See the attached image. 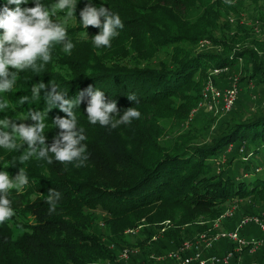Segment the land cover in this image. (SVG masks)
I'll return each instance as SVG.
<instances>
[{
  "label": "trees",
  "instance_id": "obj_1",
  "mask_svg": "<svg viewBox=\"0 0 264 264\" xmlns=\"http://www.w3.org/2000/svg\"><path fill=\"white\" fill-rule=\"evenodd\" d=\"M26 2L21 8L35 5V0ZM197 2L199 5L200 1ZM39 3L51 10L56 0H39ZM76 3L72 14L77 21L76 27L66 29L67 38L74 44L71 53H65L63 45L53 44L50 61L38 72L32 69L18 72L12 90L0 93V102L8 104L6 109H0V120L7 117L16 124L34 125L36 121L27 118V113L40 111L46 125L42 133L45 147H51L61 132L53 121L57 117L67 118V114L58 106L48 110L44 97L51 91L50 82L59 85L58 91L67 93L65 99L73 100L82 93L74 113L77 128H83L87 137L82 144L87 146L88 159L82 167H77L76 162L56 161L51 152L48 153L53 161L51 164L36 156L22 160L27 145L19 139L16 149L0 147V155H5L0 160V169L7 171L11 178L22 169L28 178L27 192L37 194L34 199L24 201L34 215L33 225L14 233L11 219L0 224V264L113 261L119 252L114 253L111 244L117 246L122 237L120 233L115 237L105 231L101 237L103 233L95 229V233L90 232L84 223L88 210L105 212L119 221L120 228L132 225L129 229H135L140 219H144L139 223L145 225L140 229V245L163 226L162 222L173 221L176 229L162 231L165 232L161 245L164 248L167 244H179L184 226L199 223L216 208H222L226 200L264 195V96L257 99L259 107L255 112L247 111L244 116L248 104H237L239 91L236 106L234 104L228 116L229 124L208 145L171 143L164 147L159 138L161 120L188 117L200 101L202 89L195 81V74L201 76L210 66L232 67L244 60L248 64L246 77L254 75L258 77L255 82L264 81V59L253 44L258 42L262 46L248 29L238 27L242 35L251 38L242 39L243 48L236 51L229 48L221 52L187 49L184 44L193 43L201 35L218 40L214 35L217 20L210 16L214 9L221 10L218 6L211 12L199 11L192 20V11L184 13L183 10L181 14L176 10L180 5L186 7L185 0H76ZM88 3L96 7L103 5L119 14L123 28L117 30L118 35L111 40L110 47L94 46L92 38L101 32L100 28L88 27L91 33L88 37L79 33L85 29L80 12ZM6 5L10 9L16 7L7 4V0H0V11ZM173 6L176 7L173 9ZM246 40L253 44H247ZM170 47L175 54L167 61H160L157 66L137 65L140 60ZM241 79L248 82V79ZM41 82L46 87L41 90L40 97L33 100L32 86ZM255 85L253 88L257 87ZM89 87L93 91L99 89L105 102L115 100L119 114L135 107L141 116L115 129L91 124L86 113L91 99ZM247 90L251 100L259 89ZM133 94L137 99L132 102L127 97ZM24 96L29 99L22 104ZM5 130L0 129V132ZM223 156L224 161L218 164L216 160ZM50 189L60 193L56 210L51 214L45 201ZM200 224V230L210 225L205 221ZM115 225H110L111 231L115 230ZM142 253V261L152 264L153 260ZM257 253L259 261L256 264H264V245L253 255ZM167 261L164 264H176L173 258Z\"/></svg>",
  "mask_w": 264,
  "mask_h": 264
},
{
  "label": "rangeland",
  "instance_id": "obj_2",
  "mask_svg": "<svg viewBox=\"0 0 264 264\" xmlns=\"http://www.w3.org/2000/svg\"><path fill=\"white\" fill-rule=\"evenodd\" d=\"M197 1H200L199 5ZM185 5L186 7L184 8V5L179 6L178 4L179 7L176 8V10H178L181 14L183 10L184 13L187 10L192 11V20H194L198 12L202 11L203 9L209 10L211 12L212 8L218 6L222 10L218 11L217 9H214L210 14L212 19H214L215 17L217 20L216 29L214 28V35L218 38V40L216 38V40H214L213 36L212 38H208L201 35L198 36V38L193 43L184 44L187 49H189V47H192L196 50H206L214 52H221L222 50L228 48L232 49L233 51L242 49V39L246 37L251 38L246 34L242 35V33H240V31L242 30H240V28L238 27H245L246 29H248V32L251 33L250 35L253 36L255 40L261 43L260 45L262 46V48L257 44L258 42H255V44L250 42V40H246L245 42H247V44H253L256 51H258L257 53L264 59V0H231V3L226 2V0H185ZM191 5H193V7L190 9ZM175 7L176 6H173V9ZM49 11L51 14L53 10L51 9ZM67 11L68 10L61 12L57 10L54 17H52L53 21L55 22V20H57L61 22L66 29L76 27V19L73 17V15L68 16ZM193 12L195 14H193ZM87 30L88 29L79 30V33L84 37H88V35H90L91 33L89 32V30ZM256 47H258V49ZM171 54L174 55L175 51L170 47L157 52L151 58L140 60V63L137 65L140 67H145L147 65L157 66L160 61H167ZM112 61L114 63L115 60ZM246 65H248L247 62H245L244 60H239L238 62L233 64L232 67H229L227 65L223 67L210 66L206 70L202 71L201 76H199L197 73L195 74L194 78L195 81L199 83V87L202 89L209 76L214 82L220 85L219 87L222 88L227 87L230 84L231 79L237 77L238 89L240 91H238L239 100L237 104L239 106H245L246 104H248V106L246 107L249 110H247V108H244L243 111L244 116H247L245 115L247 114V111H250V114H252V112H255L256 108L259 107L257 106L258 100H260V98L264 96V81L261 83L255 82L258 77L254 75L253 77L251 76V78H249L248 76L246 77ZM214 69H218V71L215 72ZM244 75L245 77H242ZM262 76L264 77V75ZM241 78L248 79V82H246V80H242ZM255 84L257 85V87L255 88L259 90L256 92L254 98L251 95L252 98L250 100V93L247 89L255 91V88H253ZM179 101L180 99L176 100V104ZM235 106L227 114H220L216 111H209L205 108V106H199L193 120L189 119L188 117H168L161 120V123L159 125L161 128L159 137L160 144L164 147L171 143H181L183 145L193 146L208 145L212 141V139L217 136L218 133L222 131V129L226 125L229 124V122H227L228 116L231 115L230 113L234 110ZM0 129H3V127L0 126ZM4 157L5 155H0V160ZM223 161L224 156L221 159L216 160L218 164H220V162L222 163ZM0 171L2 170L0 169ZM36 195V193H28L25 186L19 190L16 188L9 190L8 198L11 201L10 206L15 213L10 222L14 233H20L26 226L33 225V223H35L34 215L27 208L24 201L28 198L34 199ZM221 207L222 208H216L208 217L201 218L199 220V223L184 226L181 229L182 234H179V244H167V246L164 248H162L161 245L164 240L165 232H161L160 229L158 231L156 230V232H153L149 240H146L143 245L141 244L142 246L138 243L141 233L140 229H142V227H145L144 224L139 223L143 222L144 219H140L138 225H136L135 227L134 233H130L128 231L129 227H131L132 225H128L125 227L121 226L120 228L118 227V225L120 224L119 221L117 222L113 217L99 210L85 211V213H88V216L87 218H85L84 223H86L87 228L90 232L95 233V231L93 230L95 229L97 232L103 233L100 234L101 237L102 235H105V232H107L108 235L112 233L115 235V237L118 236V233H120V236L122 238L118 241L119 243H117V246L114 247L115 244H111V248H115L114 253L119 252L122 248L127 246H133L138 249L136 255L132 257L131 260L129 259L123 264H148L146 262L147 260L142 261L143 257L140 256L142 252L146 254L147 259L151 258L153 260L152 264H164L165 262H168L167 260L172 259L167 257L168 253L179 250L185 242L191 243L193 245H198L203 256H208L210 254L222 255L227 251L232 250L235 247L234 243L228 240L214 241L209 246H207L206 243L215 233L219 231H228L235 228L242 216L264 212V195H260L256 198H233L231 199V201L228 199ZM227 209H233V214L231 216L223 217L222 215L224 214V212H226ZM203 221L210 225L204 230H200L202 226V224L200 223ZM111 224H116L114 231H111L110 229ZM175 227V222L172 221L165 226V229H176ZM117 229L119 230L116 231ZM202 234L206 235L205 240L200 237ZM240 234L246 239H250L251 237H260L261 235H263V232L257 225H247L241 229ZM230 243L232 244V247L230 246ZM159 255L166 256L167 258L158 261L155 257ZM237 257L242 264H256L259 261V253H257V255H253V253L249 254L246 251H240L239 253H237ZM109 261L111 260L102 259L99 262H96V264H105Z\"/></svg>",
  "mask_w": 264,
  "mask_h": 264
},
{
  "label": "clouds",
  "instance_id": "obj_3",
  "mask_svg": "<svg viewBox=\"0 0 264 264\" xmlns=\"http://www.w3.org/2000/svg\"><path fill=\"white\" fill-rule=\"evenodd\" d=\"M231 3V0H226ZM26 0H7V4L15 5L10 9L7 5L0 11V93L12 90L16 82L18 72L32 69L38 72L51 59V47L53 44L63 45L65 53L70 54L74 44L67 38V30L63 24L57 20L53 21L55 12L67 11L68 16H72L76 8V0H56L52 6V12L45 5L35 0L33 7L21 8V4H26ZM80 21L85 29L88 27L102 29L98 35L92 38L95 47H110L111 40L118 35V29L123 28L122 20L117 13H113L110 8L93 6L88 3L80 12ZM103 18V21L101 20ZM39 62V63H38ZM11 70V71H10ZM15 70V71H13ZM51 91L44 97L48 110L59 107L67 114V118L57 117L53 123L61 132L55 138L51 147H45V136L42 134L45 129L44 116L40 111L30 110L27 118L36 121L34 125L24 123L16 124L11 119L0 120V126L5 131L0 132V147L5 149H16L17 139L27 145V151L22 155V160L36 156L46 159L49 164L53 161L48 156L51 152L55 160L61 163L76 162L77 167H82L88 159L86 145L82 144L87 137L83 134V128H77V117L74 108L79 106L80 93L75 99H65L67 93L58 91L59 85L50 82ZM46 85L41 82L32 86V99L40 97V92ZM91 95L90 102L86 108L87 118L93 125L99 123L101 126H110L115 129L123 124H130L133 119H139L141 113L135 107H129L119 114L115 100L105 102L104 94L91 87L87 90ZM130 101H136V96L127 97ZM28 97L21 98V103L28 101ZM8 104L0 102V109H6ZM119 116V119L115 117ZM28 183L25 172L20 169L15 178H10L7 171H0V224L11 219L15 213L12 209L11 201L8 198L10 189H22ZM60 199V193L50 189L45 201L49 204V213L55 212L56 204Z\"/></svg>",
  "mask_w": 264,
  "mask_h": 264
},
{
  "label": "built area",
  "instance_id": "obj_4",
  "mask_svg": "<svg viewBox=\"0 0 264 264\" xmlns=\"http://www.w3.org/2000/svg\"><path fill=\"white\" fill-rule=\"evenodd\" d=\"M214 71L217 72L218 69H214ZM238 91L237 77L232 78L230 84L222 88L217 86L209 76L202 88L200 101L197 106L190 111L188 118L191 120L193 119L199 106H205L207 110L216 111L220 114L226 113L234 106ZM232 214L233 209H227L222 216L226 217ZM169 222V220L163 222V226L160 228L161 232L164 231L165 226ZM247 225H257L263 232V235L260 237H251L250 239L241 236V229ZM134 230L135 229H128L129 232H134ZM200 237L205 240L206 235L202 234ZM219 240L231 241L234 243L235 247L222 255L210 254L208 256H203L198 245L185 242L179 250L168 253L167 257L175 259L176 264H191V262L194 261L198 264H242L237 257V253L246 251L252 254L264 245V212L242 216L235 228L215 233L211 239L207 241L206 245L209 246L212 242ZM137 252L138 249L133 246L124 247L119 251L117 257L113 261H109L105 264H123ZM167 257L159 255L155 258L161 261Z\"/></svg>",
  "mask_w": 264,
  "mask_h": 264
}]
</instances>
